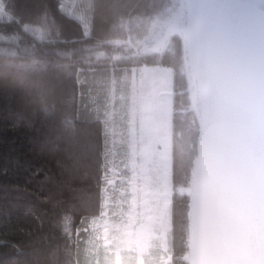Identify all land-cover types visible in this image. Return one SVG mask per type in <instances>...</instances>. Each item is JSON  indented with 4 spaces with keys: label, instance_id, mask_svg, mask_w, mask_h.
Masks as SVG:
<instances>
[{
    "label": "trees",
    "instance_id": "16d2710c",
    "mask_svg": "<svg viewBox=\"0 0 264 264\" xmlns=\"http://www.w3.org/2000/svg\"><path fill=\"white\" fill-rule=\"evenodd\" d=\"M149 1L78 0L76 19L61 0H0V18L9 17L0 19V264H93L90 222L102 212L112 158L104 115L111 77L119 90L126 77L129 85L131 67L159 65L172 69L174 91L185 84L179 43L161 61L87 65L83 50ZM97 78L108 82L100 87L102 102ZM172 99L171 182L184 184L197 130L181 113L184 97ZM171 205L169 251L179 256L186 251L187 200Z\"/></svg>",
    "mask_w": 264,
    "mask_h": 264
},
{
    "label": "water",
    "instance_id": "95a60500",
    "mask_svg": "<svg viewBox=\"0 0 264 264\" xmlns=\"http://www.w3.org/2000/svg\"><path fill=\"white\" fill-rule=\"evenodd\" d=\"M176 41L197 135L187 181L162 193L187 200L186 251L164 263L264 264V0H150L90 46L104 65L161 60Z\"/></svg>",
    "mask_w": 264,
    "mask_h": 264
},
{
    "label": "rangeland",
    "instance_id": "374dc122",
    "mask_svg": "<svg viewBox=\"0 0 264 264\" xmlns=\"http://www.w3.org/2000/svg\"><path fill=\"white\" fill-rule=\"evenodd\" d=\"M61 2L60 8L77 19L73 6L78 0ZM85 48H90L86 55L91 57L88 58L91 63L93 53L104 50H93L90 45ZM129 76V85L123 84L126 77L119 90L113 76L109 84L100 78L93 81L100 91L101 102L104 99L100 87L108 84L105 101L109 103L104 106V115L111 135L107 146L112 150L106 166L102 212L90 222L88 247L96 256L93 264H165L170 254L171 204L180 199L173 201L162 193L173 183L172 98L184 87L174 91L172 69L159 65L131 67ZM179 96L186 100L184 95ZM102 108L101 103L98 111L103 112Z\"/></svg>",
    "mask_w": 264,
    "mask_h": 264
},
{
    "label": "flooded vegetation",
    "instance_id": "af4514ba",
    "mask_svg": "<svg viewBox=\"0 0 264 264\" xmlns=\"http://www.w3.org/2000/svg\"><path fill=\"white\" fill-rule=\"evenodd\" d=\"M84 53H85V52H84ZM97 55H99V53H97ZM83 57H84V55H83ZM85 57L88 58V55H85Z\"/></svg>",
    "mask_w": 264,
    "mask_h": 264
},
{
    "label": "bare ground",
    "instance_id": "6f19581e",
    "mask_svg": "<svg viewBox=\"0 0 264 264\" xmlns=\"http://www.w3.org/2000/svg\"><path fill=\"white\" fill-rule=\"evenodd\" d=\"M136 78V77H135Z\"/></svg>",
    "mask_w": 264,
    "mask_h": 264
}]
</instances>
